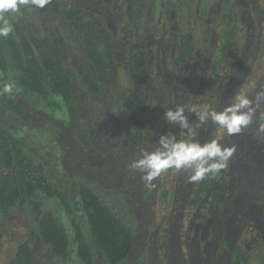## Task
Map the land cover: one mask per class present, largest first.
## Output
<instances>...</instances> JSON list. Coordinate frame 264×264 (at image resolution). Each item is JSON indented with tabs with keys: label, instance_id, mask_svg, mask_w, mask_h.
I'll use <instances>...</instances> for the list:
<instances>
[{
	"label": "trees",
	"instance_id": "1",
	"mask_svg": "<svg viewBox=\"0 0 264 264\" xmlns=\"http://www.w3.org/2000/svg\"><path fill=\"white\" fill-rule=\"evenodd\" d=\"M194 1L160 0L156 5L155 0H0V227L13 215L26 212L37 198L57 205L56 212L9 241L7 264L137 263L139 245L130 223L94 191L93 182H80L78 175L98 179L105 173L101 181L123 184L124 194L134 203L139 195L141 171L139 177L136 169L146 161L143 154L131 156L130 152L152 136L151 128L143 136L141 127L151 105L145 96L118 86L120 71L128 75L131 86L145 89L159 85L161 62L176 74L190 75L200 59L206 58L204 39L209 37L210 27L213 33L220 32L216 37L222 53L236 52L233 44L241 40V48L249 55L248 65L257 60L264 20L260 3L240 0L244 22L236 3L232 14L184 7ZM21 18L32 25L21 23ZM199 25L203 38L195 35ZM45 36L51 38L53 48L67 46L78 54L83 66L82 89L91 99H104L108 91L117 95L118 115L122 114L133 134L129 149H117L114 159L119 167L115 170L108 168L111 151L103 152V144L98 148L92 132L78 131L81 100L75 74L68 61L44 46ZM232 41L233 49H228ZM225 65L231 75L229 86L237 85L238 91L250 72L241 69L237 75L243 73L245 78L235 82L240 63L226 61ZM225 76L214 75L212 85ZM186 101L184 98V106ZM228 102L224 98L221 107ZM222 118V114L216 116V124L203 142L191 145L195 149L191 160L201 155V169L189 186L191 191L185 189L188 200L184 203L179 196L178 203L181 210H197L192 230L205 228L202 243L213 247L215 264H243V243L253 249L264 247V185L254 202L239 199L238 184L228 181L231 163L241 170L256 166L259 158L245 152L231 162L216 147ZM207 130L205 126V134ZM185 149L182 147V156ZM224 196L229 201L223 204ZM135 214L140 221L148 220L142 208ZM177 215L182 229L183 217L178 212L173 217ZM174 230H165L164 239L174 240ZM175 245H163L167 259L175 256ZM260 264H264V255Z\"/></svg>",
	"mask_w": 264,
	"mask_h": 264
},
{
	"label": "rangeland",
	"instance_id": "2",
	"mask_svg": "<svg viewBox=\"0 0 264 264\" xmlns=\"http://www.w3.org/2000/svg\"><path fill=\"white\" fill-rule=\"evenodd\" d=\"M255 1L257 5L260 3L261 9H264V0ZM240 2V0H196L194 3L185 4L184 7L197 10L202 8L203 12L222 9L232 14V4L238 5ZM155 3L160 5V0H155ZM236 10L240 20H243L244 9L238 5ZM19 20L23 24L26 22L27 25H32L31 21H25L24 18ZM237 24L239 25V22ZM260 26L263 37L259 41L262 47L256 54L257 60L250 61L249 65V55L245 54L241 48L243 45L241 40L233 44L236 52L224 50L222 53L220 42L216 37L219 31L213 33V27H210L209 37L204 39L206 58L200 59V65L190 75L176 74L174 70L172 71L169 66L161 62L158 70L161 78L157 76L159 85L145 89L131 86L128 75L123 71L119 72L118 86L121 89L129 87L135 95L145 96L148 105H151L148 111L149 117L143 120L141 127H143V136L146 135L148 128L152 129V136L150 135L149 140L142 141L143 144L130 152L131 156L143 154L146 161L140 165L139 169H136L137 175L141 171V180H138L139 187L137 186L139 195L134 203L124 194L123 184L115 185L117 182L114 181L102 182L105 179V173L104 177L100 174L98 179L83 178L78 175V181L89 184L93 182L94 191L105 203L114 205L116 212L130 223L131 228L136 232L139 245L136 253L138 261L135 264H215L213 247L202 243L205 228L197 226L192 230L197 210H191L188 207L181 210L178 197H182L184 203L188 200L189 194H186L185 189H189L200 173L201 155L192 161L191 157L195 149L191 145L200 144L201 140L203 142L206 139L207 134L216 124L217 115L222 114L223 118L216 134V147L229 157L231 162L239 153L245 152L254 153L262 161V165L258 160L256 166L246 165L245 169L241 168L242 171L232 162L229 172L230 180L228 179L230 183L238 184L239 199H244L250 204L255 201L254 196L258 197L264 185V20ZM200 27V25L196 26L195 35L197 37L201 35L203 38ZM47 30L49 26L44 28L43 32L46 34ZM43 38L44 46L61 60L68 61L75 74L77 94L81 100L80 116L76 122L78 131L92 132V137L98 140L95 145L100 148L103 144L101 148L103 152L111 151L109 155L113 157L110 158L112 164L108 168L115 170L119 167L114 159L118 157L117 149H129V138L133 134L131 126L122 118V114L118 115L117 95L108 91L104 99H91L82 89L83 66L78 54L67 46L61 49L53 48L51 38L48 36ZM232 43L233 41L231 45H228V49H233ZM214 61H220L219 65ZM226 61L240 63L235 71V82L245 78L243 73L237 75L238 71L243 69L250 72L244 80L245 84L238 91L235 89L237 85L229 86L231 75L227 74L229 67L225 65ZM221 73L226 74L225 79L213 86L214 75ZM184 98H187L186 106L182 104ZM224 98L229 102L228 105L221 107L220 102ZM160 117L163 123L161 119L158 120ZM165 122L168 123V128ZM205 126H208L206 134ZM182 147H186L183 151L184 156L181 155ZM104 159L107 160L106 157ZM132 169L133 167L130 171ZM228 201V196L222 198L223 204ZM246 207L249 209L248 205ZM141 208L142 214L148 215V220L137 219L135 211ZM56 209V203L45 198H37L26 212L13 215L7 223L2 224L0 264H7L11 257L10 245L12 244L9 241L16 238L18 234L25 233L31 227L30 224L56 212ZM175 212L183 217L182 229H179V221H181L179 216L173 217ZM166 220L170 222L167 223ZM171 229H175L174 240L168 238L165 240L164 231H171ZM168 242L170 247L176 243V254L173 259H167L164 255L166 248L163 245ZM242 251L244 252L241 257L243 264H260L264 255L262 246L253 249L243 243Z\"/></svg>",
	"mask_w": 264,
	"mask_h": 264
}]
</instances>
